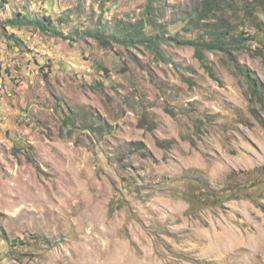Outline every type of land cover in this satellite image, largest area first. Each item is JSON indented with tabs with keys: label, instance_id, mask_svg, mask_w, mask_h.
Returning a JSON list of instances; mask_svg holds the SVG:
<instances>
[{
	"label": "rangeland",
	"instance_id": "1",
	"mask_svg": "<svg viewBox=\"0 0 264 264\" xmlns=\"http://www.w3.org/2000/svg\"><path fill=\"white\" fill-rule=\"evenodd\" d=\"M195 2H154L156 53L93 35L149 0H0V264H264V193L193 214L181 198L192 180L264 183V112L238 71L264 86V35L206 52L211 77L174 41L198 35L180 26Z\"/></svg>",
	"mask_w": 264,
	"mask_h": 264
},
{
	"label": "trees",
	"instance_id": "2",
	"mask_svg": "<svg viewBox=\"0 0 264 264\" xmlns=\"http://www.w3.org/2000/svg\"><path fill=\"white\" fill-rule=\"evenodd\" d=\"M155 1L158 0H149L145 14L146 19H142L136 24H126L121 28V30L123 29L122 35L121 32L116 35V32L112 31L111 35L114 36L109 41L108 37L105 36V32L98 28L93 35L101 44H104L105 48L110 47L112 41L116 40L128 46L132 43H138L157 53L156 41L158 39L161 42L162 36L167 34L168 30L165 25L160 26L159 35L156 39L146 33V29L153 28L156 24ZM196 2L198 3L192 5L191 12L180 19L183 23V26H180L186 33L197 31L198 35L183 42L179 39H174V41L192 46L195 50V57L202 67L211 77H214L212 67L209 65L205 53L218 51L229 55L231 50L244 49L246 41H255L258 35H264V0H196ZM8 22L13 27L30 25L41 30L43 34L50 33L58 38H64L57 28L51 27L49 19L37 22L18 14L15 19L8 20ZM176 35H180V33ZM246 35L250 37L247 39L245 38ZM238 71L248 85V101L264 112V86L249 69L238 68ZM63 123L69 126L68 119L64 120ZM262 124L264 126V123ZM68 132L70 134V131ZM187 185V189L181 198L187 203V212L190 214L194 213V209H200L202 205H215V201L222 203L230 199H237L240 194L245 198L258 199L264 193V183L261 182H257L254 189L250 191H247V189L246 191L241 190L244 187L242 185H232L228 189L216 190L209 188L207 184L200 180L189 181ZM1 242L2 246L6 245L8 247H13L17 243L16 240L7 241L4 237Z\"/></svg>",
	"mask_w": 264,
	"mask_h": 264
}]
</instances>
